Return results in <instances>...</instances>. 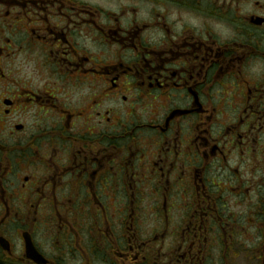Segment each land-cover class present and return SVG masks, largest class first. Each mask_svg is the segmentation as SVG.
<instances>
[{
	"label": "flooded vegetation",
	"instance_id": "obj_1",
	"mask_svg": "<svg viewBox=\"0 0 264 264\" xmlns=\"http://www.w3.org/2000/svg\"><path fill=\"white\" fill-rule=\"evenodd\" d=\"M263 167L264 0H0V264H264Z\"/></svg>",
	"mask_w": 264,
	"mask_h": 264
},
{
	"label": "rangeland",
	"instance_id": "obj_2",
	"mask_svg": "<svg viewBox=\"0 0 264 264\" xmlns=\"http://www.w3.org/2000/svg\"><path fill=\"white\" fill-rule=\"evenodd\" d=\"M72 91H74L75 92V89H72ZM254 163V162H253ZM264 168V167H263ZM147 204V203H146ZM149 204H147V206H148ZM154 216V215H153ZM170 216H172V217H174V216H176V213L175 212H171L170 213ZM154 218V217H153ZM153 218H150V224H149V229L150 230H152V229H155L156 227H158V223H157V221H156V224L155 225H153L154 224V221H153ZM147 235H150V231L147 233ZM152 237V236H151ZM214 248H216V247H214ZM215 252H217V251H215Z\"/></svg>",
	"mask_w": 264,
	"mask_h": 264
}]
</instances>
